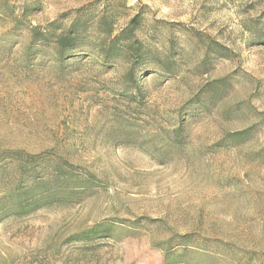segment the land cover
Listing matches in <instances>:
<instances>
[{
    "label": "rangeland",
    "instance_id": "rangeland-1",
    "mask_svg": "<svg viewBox=\"0 0 264 264\" xmlns=\"http://www.w3.org/2000/svg\"><path fill=\"white\" fill-rule=\"evenodd\" d=\"M136 14L145 54L133 69L87 47L101 16L118 31ZM54 20H79L86 46L62 56L33 39V26L61 30ZM261 29L264 0H8L0 264H167L164 248L188 233L222 248L195 264H244L233 246L264 251ZM56 167L85 185L17 214L16 195L54 188ZM99 223L110 237H78Z\"/></svg>",
    "mask_w": 264,
    "mask_h": 264
},
{
    "label": "trees",
    "instance_id": "trees-1",
    "mask_svg": "<svg viewBox=\"0 0 264 264\" xmlns=\"http://www.w3.org/2000/svg\"><path fill=\"white\" fill-rule=\"evenodd\" d=\"M8 0H0V8L7 6ZM140 25V16L134 15L125 27H122L118 31L114 27V23L109 21L107 15H103L99 18L97 23L98 35L96 39L90 41L87 46L91 50H95L99 56L106 62H112L117 57L123 56L124 60L131 63L133 69L137 62L141 61L144 57L145 51L136 35V29ZM57 21L49 23V27L60 28ZM61 30H52L47 28L45 33L40 31L39 26H33V39L39 41L53 40L60 52V55H67V51L75 50L79 47L86 46L87 38L84 33V28L79 20H74L67 27L60 28ZM47 35H52V38ZM258 35V41L264 42V29L260 30ZM85 42V45H81ZM84 44V43H83ZM167 73H173L169 61L165 60L163 63ZM130 69V73H132ZM243 133V132H242ZM56 175L48 183H54L55 187H51L50 184H46L40 191H36L33 194H19L16 195V202L14 204V210L19 215H26L36 210L42 205V202L53 198L56 193L62 189L66 184L73 188H82L85 185V181L75 180L73 176H69V173H64V170L56 167ZM68 174V175H67ZM87 186L91 185V182L86 180ZM92 186V185H91ZM80 190V189H79ZM27 193V191H25ZM71 196V194H70ZM112 235V227L106 223H99L89 228L78 237L86 240H95L97 238L110 237ZM182 241L176 244H167L164 248V256L167 264H195L190 261L191 256L198 255V258L205 260L206 258L217 257L222 253V248L219 245L209 246L207 245L208 239H204L203 243H193L192 234L188 233L181 236ZM168 243V241H167ZM233 252L241 253L240 262L243 255H246L247 260L244 264H264V251L253 249H242L240 247L232 249ZM202 254V255H199Z\"/></svg>",
    "mask_w": 264,
    "mask_h": 264
}]
</instances>
